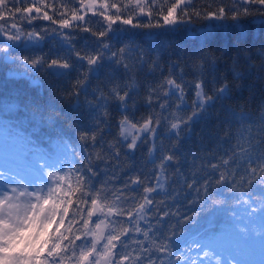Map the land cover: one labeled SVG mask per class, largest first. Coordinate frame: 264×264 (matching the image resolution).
I'll return each instance as SVG.
<instances>
[{
    "label": "snow or ice",
    "instance_id": "1",
    "mask_svg": "<svg viewBox=\"0 0 264 264\" xmlns=\"http://www.w3.org/2000/svg\"><path fill=\"white\" fill-rule=\"evenodd\" d=\"M250 18L264 0H0L3 80L29 85L0 102L48 137L21 126L24 163L0 164V264H264ZM193 28L231 49L149 43ZM217 210L224 227L199 231Z\"/></svg>",
    "mask_w": 264,
    "mask_h": 264
},
{
    "label": "trees",
    "instance_id": "2",
    "mask_svg": "<svg viewBox=\"0 0 264 264\" xmlns=\"http://www.w3.org/2000/svg\"><path fill=\"white\" fill-rule=\"evenodd\" d=\"M244 23L251 28L256 39H258L259 36L264 33V22H262L260 19L250 18L249 20L244 21ZM234 37L235 33L221 30H216L211 35L206 36L201 34L197 29L193 28L191 31L187 32H177L170 35H159L152 38L149 37L148 39H151L149 41L151 44L170 43L175 50H178L179 48H187L188 50L192 51L204 44H209L217 48L223 46L231 49L232 40ZM253 42H255V39ZM28 86V83L25 81L7 85V83L3 80V70H0V92H3L5 96L8 94V92H12L13 94H15L16 91L22 92L28 88ZM256 88H261V84L259 82H257ZM250 95L251 93L245 90L242 93L241 99L243 100ZM259 99V92H257V94L253 96V101L259 102ZM7 112L8 105L7 101L4 100L0 102V121L5 124L7 130H3L2 134L9 135L12 138V136L20 130V127L23 126L24 128H29V133L38 134L44 140L48 139L47 135L41 131V128L44 127V125L39 115L26 112L25 117L21 120H10L7 118ZM30 119L36 122L35 127H29ZM10 137L4 139L3 135L0 136V156H12L15 157V159H19L22 146L13 142ZM2 139H4V141H2ZM56 145L57 142L55 140L51 141V146L53 149L56 148ZM227 221V215L223 211L217 210L214 214L210 215L207 220L202 218L198 223V229L199 231H201L200 229H204V232H207L213 228H223ZM193 230H197L196 227H193Z\"/></svg>",
    "mask_w": 264,
    "mask_h": 264
},
{
    "label": "rangeland",
    "instance_id": "3",
    "mask_svg": "<svg viewBox=\"0 0 264 264\" xmlns=\"http://www.w3.org/2000/svg\"><path fill=\"white\" fill-rule=\"evenodd\" d=\"M6 161H15V162H17V159H14L12 156L11 157H6V158H4V159H1L0 158V164H2V163H4V162H6ZM22 163H24V161L22 162ZM202 232H204V229H200ZM257 259L259 258L258 256L256 257Z\"/></svg>",
    "mask_w": 264,
    "mask_h": 264
}]
</instances>
